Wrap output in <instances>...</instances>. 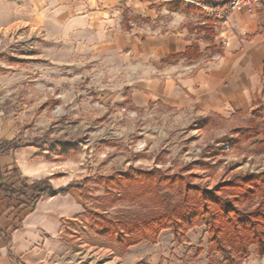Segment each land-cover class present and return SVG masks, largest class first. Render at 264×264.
I'll list each match as a JSON object with an SVG mask.
<instances>
[{
  "label": "rangeland",
  "instance_id": "374dc122",
  "mask_svg": "<svg viewBox=\"0 0 264 264\" xmlns=\"http://www.w3.org/2000/svg\"><path fill=\"white\" fill-rule=\"evenodd\" d=\"M138 1L153 3L157 11L154 20L135 19L144 36L187 33L197 41L194 46L212 44L219 22L214 17L226 11L208 4L210 0ZM22 37L34 43L32 50L20 51ZM45 42L44 36L22 30L0 36V77H5L0 85V127L21 146L37 150L38 161L52 169L47 179L55 186L82 185V191H74L85 211L111 218L141 212L142 203H117L119 191L101 178L157 171L181 175L211 191L235 175L264 173V152L257 154L255 148L264 141L263 108L255 113L261 137L244 142L239 129L252 128L244 115L208 118L161 103L137 109L127 74L108 66L109 59L84 45L56 47ZM201 160L208 166L199 165ZM62 231L60 250L46 264H264V256L254 248L247 256L232 254L235 263L228 261L216 252L204 226L181 238L165 230L156 243L144 241L124 256L103 245L78 217L68 220Z\"/></svg>",
  "mask_w": 264,
  "mask_h": 264
},
{
  "label": "crops",
  "instance_id": "0c3cea01",
  "mask_svg": "<svg viewBox=\"0 0 264 264\" xmlns=\"http://www.w3.org/2000/svg\"><path fill=\"white\" fill-rule=\"evenodd\" d=\"M153 7L138 0H0V36L22 30L44 36V46L93 49L109 59L108 66L127 74L137 109L161 103L208 118L244 115L250 129L259 130L255 113L264 110V0L251 9L218 13L212 44L197 46L187 33L144 36L134 21L157 18ZM5 129L0 127V264H46L60 250L64 224L82 215L84 205L74 190L67 196L47 192L38 201L11 193L53 173L38 161L35 148L6 146L19 140ZM51 184L66 186H55L53 179Z\"/></svg>",
  "mask_w": 264,
  "mask_h": 264
},
{
  "label": "trees",
  "instance_id": "16d2710c",
  "mask_svg": "<svg viewBox=\"0 0 264 264\" xmlns=\"http://www.w3.org/2000/svg\"><path fill=\"white\" fill-rule=\"evenodd\" d=\"M231 1L210 0L208 4L224 9ZM191 51L189 49L186 55L188 60ZM239 132L244 142L258 139L261 134L260 129L254 131L250 128ZM6 146L19 149L21 144L14 140L7 142ZM255 148L257 154L263 153L264 141L256 143ZM199 165L208 166L202 160ZM100 180L119 191L115 197L117 203L129 200L143 204L141 212L136 215L111 218L85 211L78 217L103 239V245L119 256L144 241L156 243L165 230H171L176 238H181L190 230L203 226L207 228L209 241L216 252L230 262L235 263L232 254L247 256L251 248L260 257L264 256V173L235 175L211 191L193 185L181 175L164 176L157 171H140ZM82 188V185L72 183L56 189L49 179H44L23 185L18 192H10L19 197L32 195L38 201L47 192L67 196L72 190L82 191Z\"/></svg>",
  "mask_w": 264,
  "mask_h": 264
},
{
  "label": "built area",
  "instance_id": "2783aa9c",
  "mask_svg": "<svg viewBox=\"0 0 264 264\" xmlns=\"http://www.w3.org/2000/svg\"><path fill=\"white\" fill-rule=\"evenodd\" d=\"M128 2H132L133 0H127ZM261 0H232L228 7H226L227 12H234L241 8H253L257 5H259ZM20 42L22 43L20 46L22 47L20 49L21 52L24 51H30L33 49L34 43L32 41H29L28 39H25L24 37L20 38Z\"/></svg>",
  "mask_w": 264,
  "mask_h": 264
}]
</instances>
